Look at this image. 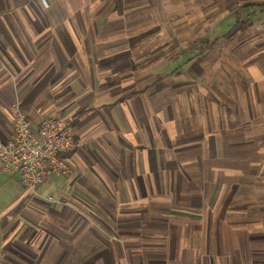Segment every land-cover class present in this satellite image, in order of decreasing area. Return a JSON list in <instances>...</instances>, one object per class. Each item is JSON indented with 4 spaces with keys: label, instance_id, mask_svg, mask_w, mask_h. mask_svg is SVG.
Wrapping results in <instances>:
<instances>
[{
    "label": "crops",
    "instance_id": "crops-1",
    "mask_svg": "<svg viewBox=\"0 0 264 264\" xmlns=\"http://www.w3.org/2000/svg\"><path fill=\"white\" fill-rule=\"evenodd\" d=\"M16 98L73 146L0 173V264H264V0H0V141Z\"/></svg>",
    "mask_w": 264,
    "mask_h": 264
},
{
    "label": "built area",
    "instance_id": "built-area-1",
    "mask_svg": "<svg viewBox=\"0 0 264 264\" xmlns=\"http://www.w3.org/2000/svg\"><path fill=\"white\" fill-rule=\"evenodd\" d=\"M12 131L9 139L0 141V173H17L21 186L35 194L50 175L65 176L70 172L66 154L73 140L64 119L49 117L34 129L16 98Z\"/></svg>",
    "mask_w": 264,
    "mask_h": 264
},
{
    "label": "rangeland",
    "instance_id": "rangeland-1",
    "mask_svg": "<svg viewBox=\"0 0 264 264\" xmlns=\"http://www.w3.org/2000/svg\"><path fill=\"white\" fill-rule=\"evenodd\" d=\"M194 7H196V6H194ZM208 24H209V22H207ZM165 48V47H164ZM164 48H162V49H164ZM161 49V50H162ZM161 50H159V51H157V53L156 54H154V55H152L151 57H156V60H158V58H164V59H166V60H168V61H170V60H173L176 56H177V52L176 51H174V50H172V49H167V50H163V51H161ZM165 84H166V82H161L159 85H160V88H159V91H162V94H163V92H164V86H165ZM174 90L172 91V92H170L169 94H166L167 96H172V94H174V93H176V91H177V89H180V86H177V87H175V88H173ZM159 95V94H158ZM157 95V96H158ZM164 97H165V95H164ZM165 103H166V100L164 99V100H162V102L161 103H158V107H161V108H163L164 107V105H165ZM15 185H16V187H18V188H20L19 187V185L17 184V181H16V183H15ZM242 192H244V191H242ZM257 195H255L254 194V197H258V196H260L258 193H256ZM263 198H264V193H263Z\"/></svg>",
    "mask_w": 264,
    "mask_h": 264
}]
</instances>
